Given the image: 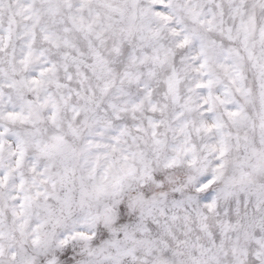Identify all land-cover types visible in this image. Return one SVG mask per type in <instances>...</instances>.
<instances>
[{
  "label": "snow or ice",
  "instance_id": "obj_1",
  "mask_svg": "<svg viewBox=\"0 0 264 264\" xmlns=\"http://www.w3.org/2000/svg\"><path fill=\"white\" fill-rule=\"evenodd\" d=\"M0 264H264V0H0Z\"/></svg>",
  "mask_w": 264,
  "mask_h": 264
}]
</instances>
